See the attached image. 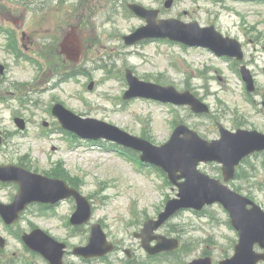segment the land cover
<instances>
[{"label": "rangeland", "instance_id": "1", "mask_svg": "<svg viewBox=\"0 0 264 264\" xmlns=\"http://www.w3.org/2000/svg\"><path fill=\"white\" fill-rule=\"evenodd\" d=\"M133 2L158 9L159 18L214 24L223 34L239 39L245 63L255 76L257 93L247 92L237 71L240 64L236 67L206 50L149 42L125 45L123 36L145 24V20L129 15L131 10L125 0L124 6L120 2L108 5L107 0H94L93 13H83L84 19L79 14L56 13L57 3L48 8L45 25L54 24L59 18L84 22L79 34L84 42L80 64L90 69V75H67L68 67L74 65L51 54L49 47L63 34H52L54 39L47 42L35 34H27L24 41L22 34L10 38L0 34V62L6 65L4 76H0V96L6 99L0 101V163H23L32 171L65 180L90 199L92 222L103 225L118 249L106 262L89 264H125V249H131L140 264H173L145 260L147 254L134 232H139L146 220L157 218L168 199L177 196L178 188L166 182L154 167L140 166L136 160L142 154L140 151L131 150L134 154L127 157L128 152L124 155L68 134L52 113L55 105L63 104L82 117L114 124L156 145L170 138L176 120L207 139L219 136L218 123L231 130L244 127L264 132V2L230 1L224 8L208 0H174L170 8L165 6L166 0ZM99 10L105 12L104 18H100ZM32 13L29 12L30 17ZM29 38L37 45L28 50ZM129 70L147 82L190 90L209 105L210 113L197 114L187 105L174 106L138 97L124 100L130 86L126 79ZM65 74L68 78L60 79ZM91 82L93 87L89 89ZM17 95L22 99H15ZM16 117L26 121L25 129L17 126ZM200 169L213 177L222 176L217 163H201ZM238 173L242 174L236 180L239 191L264 208V154L251 156ZM17 191V184L0 182L1 201L13 202ZM40 208L37 203L30 205L12 230L0 219V234L7 240L6 246L0 247L2 263L24 264L30 260L32 264H45L14 234L33 226L68 243L70 252L74 246L88 242L90 225L72 231L70 228L76 227L68 225L76 209L73 198L45 210V215H41ZM199 213L182 210L159 230L180 239L184 246L175 256V264H186L205 255L213 258V264H219L235 253L238 232L224 207L213 204ZM255 248L262 251L258 245ZM66 259L68 264H82L72 253Z\"/></svg>", "mask_w": 264, "mask_h": 264}, {"label": "water", "instance_id": "2", "mask_svg": "<svg viewBox=\"0 0 264 264\" xmlns=\"http://www.w3.org/2000/svg\"><path fill=\"white\" fill-rule=\"evenodd\" d=\"M172 1L167 2L170 6ZM134 10L148 19L149 24L139 28L134 34L125 36L127 44H132L147 37H170L189 45L207 46L220 55L237 56L243 58L240 44L229 37H224L214 26L200 27L197 22L185 23L179 19L161 20L157 22V11H148L134 6ZM76 49H81V42L73 34ZM69 37L65 38L67 44ZM79 55L78 53L76 54ZM4 67L0 65V72ZM248 89L253 90L254 84L249 70L243 68ZM127 77L130 90L125 98L145 96L177 104H190L197 112L209 111L189 91L180 93L174 86H161L144 82L128 71ZM60 118L63 126L81 136L88 138H108L118 143L141 150V158L163 168L170 180L179 187L178 197L167 202L165 210L158 219H149L144 223L141 232L136 233L142 239L143 247L150 254L174 250L179 246V240L156 234L159 229L175 213L183 208L202 209L207 204L220 202L229 211L231 222L239 232V242L235 245V254L220 261L219 264H258L264 260V252L254 250L255 244L264 248V210L251 199L241 195L222 182L201 172L198 165L201 161H218L223 164L225 181L233 179L236 166L241 160L255 151L264 150V134L258 131L239 129L231 132L221 127V139L207 141L195 131L185 125L177 127L171 139L155 146L151 142L133 136L115 125L95 118H82L57 104L53 109ZM21 128H25L23 120H17ZM2 138L0 137V143ZM0 179L16 181L20 184V191L11 204L0 202V213L7 223H13L20 213L32 202L57 203L64 198L74 196L77 201V211L72 217L76 225L89 222L92 216V206L88 198L77 189L69 187L61 179H51L44 175L33 173L16 165H0ZM181 179H184L180 181ZM251 205V207H249ZM28 246L41 252L52 264H63L64 248L66 245L55 240L41 229H35L24 235ZM1 244L4 241L1 239ZM157 240L156 245L152 242ZM114 249V245L107 240V235L100 224L92 226V235L88 245L77 247L75 254L86 257L103 256ZM189 264H212L210 257L197 258Z\"/></svg>", "mask_w": 264, "mask_h": 264}, {"label": "flooded vegetation", "instance_id": "3", "mask_svg": "<svg viewBox=\"0 0 264 264\" xmlns=\"http://www.w3.org/2000/svg\"><path fill=\"white\" fill-rule=\"evenodd\" d=\"M24 4L23 6H30L29 3L35 5L33 13L30 15L24 9L6 4L0 0V26L4 28L8 34H24V39L27 34L44 35L49 39H54L52 34H71L73 29L80 31L84 22L82 20L75 22L74 19L66 21L64 18H59L54 21V24L45 25L43 19L49 13L48 8L52 7L50 4L57 3L56 13L69 14L75 16L79 14L81 19H84L87 11L92 12V4L94 0H16ZM114 0H109L113 2ZM11 2V1H10ZM3 6V7H2ZM82 12H81V11ZM29 46L32 48L37 45L36 41L32 38L28 39ZM58 41L51 44L50 50L56 51ZM133 256V254H132ZM134 258V257H133Z\"/></svg>", "mask_w": 264, "mask_h": 264}, {"label": "trees", "instance_id": "4", "mask_svg": "<svg viewBox=\"0 0 264 264\" xmlns=\"http://www.w3.org/2000/svg\"><path fill=\"white\" fill-rule=\"evenodd\" d=\"M82 71V70H81ZM245 161H247L248 162V160H245ZM242 174H240V173H238V177H240Z\"/></svg>", "mask_w": 264, "mask_h": 264}]
</instances>
